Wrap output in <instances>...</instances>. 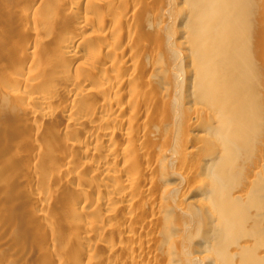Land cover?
<instances>
[{"label": "bare ground", "instance_id": "1", "mask_svg": "<svg viewBox=\"0 0 264 264\" xmlns=\"http://www.w3.org/2000/svg\"><path fill=\"white\" fill-rule=\"evenodd\" d=\"M0 264H264V0H0Z\"/></svg>", "mask_w": 264, "mask_h": 264}]
</instances>
